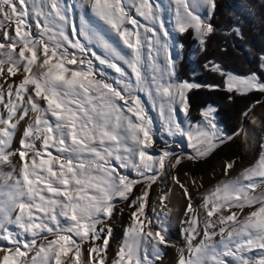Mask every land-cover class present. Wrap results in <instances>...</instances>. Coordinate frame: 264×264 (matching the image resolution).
Here are the masks:
<instances>
[{"label": "snow or ice", "instance_id": "1", "mask_svg": "<svg viewBox=\"0 0 264 264\" xmlns=\"http://www.w3.org/2000/svg\"><path fill=\"white\" fill-rule=\"evenodd\" d=\"M218 8L219 0H0V264H163L177 247L174 221L183 239L176 264H264V132L256 158L243 167L227 160L210 190L200 192L197 174L174 171L237 138L251 147L248 126L264 129L256 104L232 132L215 105L191 117L196 90L228 102L264 97V52L259 71L208 59L203 68L220 83L178 79L177 37L191 35L206 53ZM235 20L226 31L243 38Z\"/></svg>", "mask_w": 264, "mask_h": 264}, {"label": "trees", "instance_id": "2", "mask_svg": "<svg viewBox=\"0 0 264 264\" xmlns=\"http://www.w3.org/2000/svg\"><path fill=\"white\" fill-rule=\"evenodd\" d=\"M251 9V15L248 10ZM240 17L243 38L226 31L233 25L235 17ZM217 31L210 37L208 51L198 52L195 63L198 75L194 76L191 69V49L196 44L191 35L179 37L184 45L183 55L179 62L178 78L181 81L195 80L207 85L220 83L218 75L203 68L208 59L219 61L226 69L235 73L246 74L249 71H259V55L264 52V0H219V8L212 19ZM227 49L223 51L222 49ZM226 93L200 89L190 93L191 117L198 120L199 111L207 105H215L219 109L220 121L229 132L239 125L240 113L248 105L261 97L257 95L247 98L237 97L234 102L226 100Z\"/></svg>", "mask_w": 264, "mask_h": 264}, {"label": "rangeland", "instance_id": "3", "mask_svg": "<svg viewBox=\"0 0 264 264\" xmlns=\"http://www.w3.org/2000/svg\"><path fill=\"white\" fill-rule=\"evenodd\" d=\"M91 19V17H89ZM175 35V33H173ZM179 37H177V41L179 42ZM198 45L197 43L193 46L191 49V56H190V64L191 69L194 71L193 75H198L197 65L195 63L197 54H198ZM182 58V57H181ZM180 58V60H181ZM179 60V62H180ZM18 76L13 79L18 80ZM179 79V78H178ZM261 101H264V97L260 98ZM252 104H256L255 113L257 116L264 118V104H257V101L253 102ZM155 120V126L157 131L161 128V120L157 116L156 112L150 113ZM183 119V116L180 117ZM250 132L256 137L257 143L253 144L251 147L245 145L240 138H237L234 143L229 144L228 146L224 147L222 150L215 153L211 158V160H208L206 163L199 165L191 169L188 167L189 164H184L182 166H178V168L174 171L183 179L185 172H191L198 175V177H202V183L203 188L200 189V192H204L205 190H210L218 181L223 179L224 172H223V166L225 162L229 159H235L238 162L243 161L242 164H240L241 167L251 163L257 156L258 149H259V137L264 132V129H261L259 127H256L255 125H249ZM159 143V141H157ZM178 143H182L185 145V148L187 147L186 142L182 139H178ZM194 194L196 193V190L193 189ZM172 203L175 206L180 207L181 213L183 211V205L184 201L180 198L179 193L174 190L173 196H172ZM245 212L249 211L248 209L244 210ZM179 215V214H178ZM129 222V213L127 210L124 211V213L117 214L115 216V222H114V236L113 239L110 242V247L108 251V259L111 260L116 252L117 249H114V245L116 244L115 240H119V238H123L125 227ZM170 237L173 240V242L177 245V247H169L165 250L164 260L163 264H176L175 258L172 256L173 252L178 249L179 247H183V239L181 237L180 233V227L177 222H173L172 229L170 232ZM87 247V246H85ZM174 248V249H173ZM173 262V263H172Z\"/></svg>", "mask_w": 264, "mask_h": 264}, {"label": "bare ground", "instance_id": "4", "mask_svg": "<svg viewBox=\"0 0 264 264\" xmlns=\"http://www.w3.org/2000/svg\"><path fill=\"white\" fill-rule=\"evenodd\" d=\"M212 158H210L209 160H211ZM188 167L189 168H191V169H193L194 170V168H192V166L191 165H188ZM195 169H197V168H195ZM200 203V198H199V196L197 197V204H199ZM122 239V238H121ZM121 239L119 238V240H115L116 242V244L114 245L115 247H114V249H117V245L120 243V241H121ZM174 249V248H173ZM177 255H178V249H176L174 252H173V257L175 258L174 260H176L177 261ZM173 263V262H172ZM171 264V263H170Z\"/></svg>", "mask_w": 264, "mask_h": 264}]
</instances>
